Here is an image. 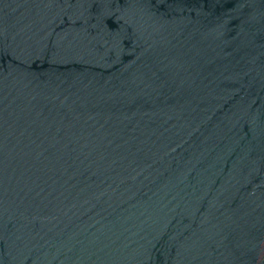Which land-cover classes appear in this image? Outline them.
<instances>
[{"label": "water", "instance_id": "95a60500", "mask_svg": "<svg viewBox=\"0 0 264 264\" xmlns=\"http://www.w3.org/2000/svg\"><path fill=\"white\" fill-rule=\"evenodd\" d=\"M0 264H264V0H0Z\"/></svg>", "mask_w": 264, "mask_h": 264}]
</instances>
